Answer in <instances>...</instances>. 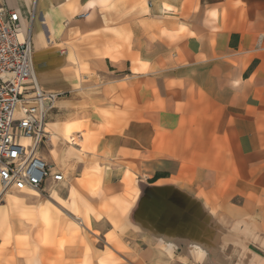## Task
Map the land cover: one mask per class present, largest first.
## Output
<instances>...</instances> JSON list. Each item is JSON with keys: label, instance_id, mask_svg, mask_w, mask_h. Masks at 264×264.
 I'll return each instance as SVG.
<instances>
[{"label": "crops", "instance_id": "obj_1", "mask_svg": "<svg viewBox=\"0 0 264 264\" xmlns=\"http://www.w3.org/2000/svg\"><path fill=\"white\" fill-rule=\"evenodd\" d=\"M5 1L63 180L1 197L0 264H264V0Z\"/></svg>", "mask_w": 264, "mask_h": 264}, {"label": "built area", "instance_id": "obj_2", "mask_svg": "<svg viewBox=\"0 0 264 264\" xmlns=\"http://www.w3.org/2000/svg\"><path fill=\"white\" fill-rule=\"evenodd\" d=\"M30 31L20 28V15L0 0V192L36 190L52 173L38 155L46 139L45 116L57 97L42 91L34 76ZM1 199V197H0Z\"/></svg>", "mask_w": 264, "mask_h": 264}, {"label": "rangeland", "instance_id": "obj_3", "mask_svg": "<svg viewBox=\"0 0 264 264\" xmlns=\"http://www.w3.org/2000/svg\"><path fill=\"white\" fill-rule=\"evenodd\" d=\"M42 146V144L40 145V147ZM39 147V148H40ZM53 211L56 213H61V211L59 209H56L55 207H52ZM0 209H16L15 206L8 204L6 201H0ZM76 221H79V219H75ZM20 224L25 223V220H19L18 221ZM2 223H4V221H2V218H0V240L2 241L3 244H6V242H4V240L6 239V235H9V230H4L3 229V225ZM16 235L14 237H12L13 239H15ZM32 243V242H31ZM31 243L28 241L26 242V244L24 243V247H26L27 249H30L31 247ZM8 244H10V242L8 241ZM13 244V243H11Z\"/></svg>", "mask_w": 264, "mask_h": 264}, {"label": "bare ground", "instance_id": "obj_4", "mask_svg": "<svg viewBox=\"0 0 264 264\" xmlns=\"http://www.w3.org/2000/svg\"><path fill=\"white\" fill-rule=\"evenodd\" d=\"M60 34H61V33H60ZM45 131H46V130H45ZM25 190H26V189H25ZM20 191H21V190H13L14 193H16V192H20ZM32 191H33V190H32ZM34 192H37V191L35 190ZM3 195H4V194H3ZM3 195H2V193L0 192V197H2ZM0 200H1V199H0Z\"/></svg>", "mask_w": 264, "mask_h": 264}, {"label": "trees", "instance_id": "obj_5", "mask_svg": "<svg viewBox=\"0 0 264 264\" xmlns=\"http://www.w3.org/2000/svg\"><path fill=\"white\" fill-rule=\"evenodd\" d=\"M159 176H161V174H157V175H155V176L153 177V179H155V178H157V177H159Z\"/></svg>", "mask_w": 264, "mask_h": 264}]
</instances>
